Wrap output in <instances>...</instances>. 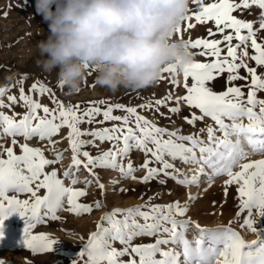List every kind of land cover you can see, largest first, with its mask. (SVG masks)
Segmentation results:
<instances>
[{
    "label": "snow or ice",
    "instance_id": "6c2138e0",
    "mask_svg": "<svg viewBox=\"0 0 264 264\" xmlns=\"http://www.w3.org/2000/svg\"><path fill=\"white\" fill-rule=\"evenodd\" d=\"M191 5L198 10L190 8L176 33L186 47L198 50L196 54L206 59L195 60L182 73L174 65L163 69L164 74H170L168 82L175 92L169 90L139 106L106 99L80 105L59 100L42 83H33L26 91L23 78L18 94L11 92L15 85L0 87V239L5 220L19 214L25 222L24 246L34 254L51 252L58 241L45 233L33 234V229L45 220L60 219L58 211L65 201L67 211L79 216L106 207L110 190L116 191L115 185L122 180L145 185L155 181L161 186L173 181L177 186L199 187L224 175V195L230 186L238 193L235 215L246 213L241 228L256 233L259 239L248 243L230 226L202 227L188 218V202L154 203L163 194L158 192L143 204L106 211L78 258L83 264H264V229L257 228L256 219L264 217V97L259 95L264 93V0H191ZM254 9H259L258 24L242 18L245 13L255 14ZM234 13H240L241 18ZM208 23L214 27L206 29V36L183 39L184 31L190 33L197 25ZM225 73L224 90H214L215 82ZM164 74L159 82L165 81ZM239 80L245 83L236 85ZM181 86L183 95L178 94ZM37 94H47L54 107L42 103ZM181 105L191 109V114L182 115ZM17 107L23 112H17ZM116 111L123 114L116 115ZM142 111L151 112V118ZM173 116L194 129L206 119L212 123L190 134H182L179 127L159 126V118L174 124ZM65 129L66 136L61 135ZM33 140L43 146H31ZM64 140L67 149L60 147ZM105 143L110 147L104 149ZM134 150L143 154L138 166L131 158ZM46 152L53 158H47ZM66 153H70V163L63 178L55 167L46 171L62 164ZM255 154L261 158L251 159ZM183 166H194L195 174L189 177ZM110 171L119 175L110 178L111 189L102 182ZM138 172L144 174L137 176ZM81 183L86 187H76ZM91 185L103 202H81ZM118 191L128 190L119 187ZM195 199L188 196V201ZM169 245L173 247H166Z\"/></svg>",
    "mask_w": 264,
    "mask_h": 264
},
{
    "label": "rangeland",
    "instance_id": "374dc122",
    "mask_svg": "<svg viewBox=\"0 0 264 264\" xmlns=\"http://www.w3.org/2000/svg\"><path fill=\"white\" fill-rule=\"evenodd\" d=\"M206 3L214 2V0H205ZM193 10H198V6L191 5ZM255 14L245 13L242 18L258 24L259 9H254ZM241 18L240 13H234ZM194 22V21H193ZM183 27V22H182ZM214 27L212 23L207 25H197L190 31H184L183 39H188L189 36L192 39L206 36V29ZM49 34L48 23L43 19L42 15L36 12V0H0V87L15 85L11 89V92L18 94V88L21 86V78H23V87L29 89L33 83H42L46 87H50L55 96L65 102L71 104L86 105L92 101H99L101 99L109 100L112 103H121L126 106H139L145 103L149 98H161L167 91H177L172 88L168 82L170 74L165 73V81L158 82L154 86L132 91L128 89H120L113 93L106 89L99 88L94 85V79L89 76L87 81L82 85L79 92L70 93L64 86L61 87L57 79L56 73H45L40 67L37 66L36 60L39 58L36 44L39 40L46 39ZM176 38L181 39L180 34H176ZM216 38H220L217 36ZM233 43H236L234 41ZM195 54V60L204 61L206 58L198 54V50H193ZM250 54L252 50L249 49ZM252 66L253 61H248ZM260 69H258V72ZM241 74L245 73L243 70ZM227 74L219 78L215 82L214 90H224V81ZM182 81V74L180 77ZM191 81L189 80V83ZM245 82L243 80L236 81V85H242ZM211 85V82H210ZM185 90L181 86L178 89V94L183 95ZM260 96L264 97V93H260ZM36 98L41 99V102L47 104L49 107H54L49 99L48 95ZM6 100V97H5ZM182 115H190L191 109L185 105H181ZM17 112H23L22 107L15 109ZM166 111V109H162ZM7 114H11L9 109H3ZM198 112V110H197ZM116 115H122L120 111L114 112ZM142 114L151 118V112L142 111ZM172 120L175 123H171L167 119L159 118V126H167L170 130H175L177 127L181 128L182 134H190L196 129L203 127L205 123L211 124L210 119H206L203 122H198L196 129L184 123V121L177 116H173ZM83 127H90L84 125ZM67 130H63L61 135L66 136ZM10 139V138H9ZM59 139V137H56ZM31 146H43L37 140L29 142ZM46 144V142H44ZM61 148L67 149V141L61 142ZM104 149L110 147L105 143L102 146ZM93 155L98 154L96 149L88 148ZM17 154H20V150L16 148ZM47 158H53L51 152L45 153ZM131 158L135 165H139L143 160V154L138 151L131 153ZM251 159L261 158L259 154H255L250 157ZM70 163V153L65 154V159L62 164L50 166L46 168V171H51L53 167L58 169V174L63 178L62 173L66 166ZM183 169L189 177L195 174L194 166H183ZM144 173L138 172L137 176H141ZM110 178H119V175L115 171L108 172L104 181L112 188ZM83 175H81V180ZM226 176L220 175L219 177L211 179L207 184L201 183L199 187H183L177 186L173 181H169L166 185H159L153 181L147 185L140 184L131 180H122L121 184L115 185L116 191L109 192L107 197L106 207L96 210L92 213H84L77 216L74 213L67 211V203L63 209L58 211L60 219L56 221L45 220L44 224L37 225L33 229V234L45 233L51 238L58 241L54 245V249L51 252L46 253H32L30 249L23 244V230L25 227L24 219L19 214H13L4 222L3 233L4 236L0 239V260L4 261V264H83V261L78 258V253L87 244L90 234L96 231V226L101 223V217L106 211L113 209L114 207L127 208L135 205L143 204L149 196H153L156 193H163L154 203L167 204L179 199L182 203L188 202L190 211L188 212V218L192 221L198 222L202 227L215 229L218 227H232L234 230L240 232L246 242L251 243L253 240L259 239L256 233L251 232L247 228H241L244 216L237 217L235 214L239 210L238 193L235 186L228 188V195H224V181ZM66 185H70V181H65ZM78 188L86 187L84 184L76 185ZM119 187H124L128 191L119 192ZM89 194L86 197L81 198V202L91 203L96 199H101L98 189L94 186H87ZM134 190V191H133ZM171 191L172 194L168 195ZM44 194V190H41L40 195ZM196 196L194 201H188V196ZM143 197V199H141ZM21 198H27L22 196ZM258 229H264V217H256ZM191 238L193 232L188 233ZM146 242L151 241V238H145ZM139 242V241H137ZM119 247L118 243L115 245ZM172 248V245L166 246ZM127 260V257H124Z\"/></svg>",
    "mask_w": 264,
    "mask_h": 264
},
{
    "label": "clouds",
    "instance_id": "9594fccd",
    "mask_svg": "<svg viewBox=\"0 0 264 264\" xmlns=\"http://www.w3.org/2000/svg\"><path fill=\"white\" fill-rule=\"evenodd\" d=\"M191 0H36L49 34L36 44V64L70 92L89 76L110 92L157 84L163 69L195 61L176 29Z\"/></svg>",
    "mask_w": 264,
    "mask_h": 264
}]
</instances>
